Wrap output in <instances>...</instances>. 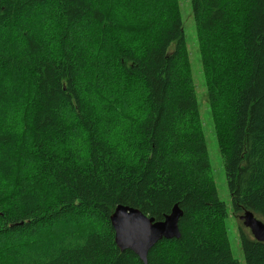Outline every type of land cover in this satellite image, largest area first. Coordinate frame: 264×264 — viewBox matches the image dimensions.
Masks as SVG:
<instances>
[{"label": "trees", "instance_id": "trees-1", "mask_svg": "<svg viewBox=\"0 0 264 264\" xmlns=\"http://www.w3.org/2000/svg\"><path fill=\"white\" fill-rule=\"evenodd\" d=\"M189 2L232 212L264 223V0ZM119 205L182 212L147 264H238L178 0H0V264H143Z\"/></svg>", "mask_w": 264, "mask_h": 264}, {"label": "water", "instance_id": "water-1", "mask_svg": "<svg viewBox=\"0 0 264 264\" xmlns=\"http://www.w3.org/2000/svg\"><path fill=\"white\" fill-rule=\"evenodd\" d=\"M181 217L182 212L176 205L161 221H155L137 209L119 205L110 216L115 245L121 252L130 251L147 264L148 252L158 242L180 238L178 223ZM239 220L256 241L264 242V223L253 213L245 211Z\"/></svg>", "mask_w": 264, "mask_h": 264}, {"label": "rangeland", "instance_id": "rangeland-1", "mask_svg": "<svg viewBox=\"0 0 264 264\" xmlns=\"http://www.w3.org/2000/svg\"><path fill=\"white\" fill-rule=\"evenodd\" d=\"M178 3L183 22L185 41L189 53L193 82L200 110L203 133L207 144L211 170L219 198L225 203L227 207L228 218L225 221V226L227 228V235L232 255L237 260L238 264H245L238 235V227L240 223H242L239 221V217L241 215L239 216L238 214L232 212L230 205V197L224 176L222 158L217 147L214 125L206 101V86L198 51L195 27L191 16L190 2L189 0H178Z\"/></svg>", "mask_w": 264, "mask_h": 264}]
</instances>
